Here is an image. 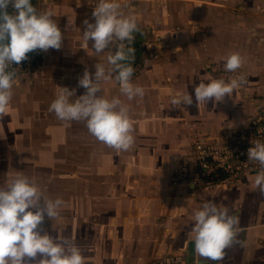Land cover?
<instances>
[{
    "label": "crops",
    "instance_id": "0c3cea01",
    "mask_svg": "<svg viewBox=\"0 0 264 264\" xmlns=\"http://www.w3.org/2000/svg\"><path fill=\"white\" fill-rule=\"evenodd\" d=\"M157 1L149 2L152 11ZM170 1L182 4L183 10L181 27L169 30L165 51L169 57L160 65L172 72L153 81L132 75L131 82L145 90L143 98H134L136 105L130 108L133 147L128 151L110 148L89 133L87 126L80 129L78 121H71L73 128L67 130L64 142H59V146L67 142L78 149L72 152L73 160L82 161L78 159L86 156L87 169L69 175L78 188L75 197L81 199L78 203L72 196L71 215L59 220L56 238L75 243L86 264H153L161 259L181 264H264V192L253 186L256 174L211 184H173L171 180L178 160L189 151L192 134L217 136L239 129L264 105V0ZM98 2L32 1L38 11L54 12L53 19L64 37L60 50L43 51L42 67L54 69L57 79L39 80L34 71L23 76L26 83L19 82L30 89L23 93L24 99L17 100L16 108L22 106L26 111L27 148L40 164L45 157L51 158L52 134L59 124H54L57 117L53 124L49 118V105L58 89L51 93L47 87L69 80L74 89L79 70L94 69L98 64L92 41L86 46L82 42L83 22L94 20L92 10ZM71 21L74 23H68ZM232 52L244 57L235 72L224 67ZM240 75L246 82L231 97L205 105L196 102L194 88L200 81L223 78L228 82ZM38 81L45 89L36 95L31 87ZM100 88L99 95L118 97L125 104L126 97L114 76L101 80ZM170 92L189 93L192 105L171 106ZM99 166L107 173H98ZM64 175L62 182L68 177H61ZM95 186L102 190L95 191ZM205 202L227 208L239 221L237 234L218 261L195 255L191 242L194 213Z\"/></svg>",
    "mask_w": 264,
    "mask_h": 264
},
{
    "label": "clouds",
    "instance_id": "9594fccd",
    "mask_svg": "<svg viewBox=\"0 0 264 264\" xmlns=\"http://www.w3.org/2000/svg\"><path fill=\"white\" fill-rule=\"evenodd\" d=\"M121 8L120 0H99L92 10L94 20L85 19L83 22L82 42L86 46L91 40L96 53L119 42L115 53L107 56L110 67L106 71L103 64H95V71L91 74L85 69L78 85L86 91L79 96H76L75 89L57 85L49 111L61 121L86 122L89 133L98 141L118 151H128L135 142L129 105L118 97L108 99L99 95L101 80L113 79L114 73L120 92L127 100L142 99L145 94L143 87L131 82L135 49L128 45L132 44L133 34L139 30L137 20L134 16H125ZM53 16L51 10L38 11L31 0H0V117L7 114L13 95L15 72L7 70L9 65H20L29 52L62 48L63 33ZM225 60L224 67L229 72H235L244 63L239 52L230 53ZM245 82L243 75L228 82L223 78L211 79L207 83L200 81L194 88L195 100L204 105L210 100L222 102L226 95L231 97ZM169 95L173 107L193 103L189 93L170 92ZM252 145L247 150L248 160L261 166L253 186L264 192V142L257 140ZM64 205L59 197L46 199L35 180L23 175L14 176L6 187H0V264H29L30 260L35 264H86L75 243L54 238L47 232L41 234L45 216L57 217ZM194 221L191 242L195 255L211 261L222 259L224 249L237 234L238 217L230 215L227 208L205 202L195 211ZM38 255L40 259L36 261Z\"/></svg>",
    "mask_w": 264,
    "mask_h": 264
},
{
    "label": "rangeland",
    "instance_id": "374dc122",
    "mask_svg": "<svg viewBox=\"0 0 264 264\" xmlns=\"http://www.w3.org/2000/svg\"><path fill=\"white\" fill-rule=\"evenodd\" d=\"M151 1L152 0H120L122 4V13L125 16H134L137 20L139 29L133 35L136 39L140 40L141 54L135 55V59L132 62V66L135 69L132 75L141 76V79L148 81H153L154 79L152 80V78L156 79L157 77L167 78L169 77L167 72H172L170 69H167L166 66L160 67V65H162V61H165L167 57H169L165 52L168 48L169 30H172L173 27H181L183 12L181 3V5H177L170 0L157 1L158 4L152 11L149 4ZM137 2H140L139 4L141 5H138V7H130V5H134V3ZM246 6L247 5H245V7ZM261 13L264 14V10H262ZM118 43L119 42L112 43L103 52L93 54L96 62L98 64H103L106 71L108 67H110L107 63V56L115 53ZM125 44L127 45L128 42L125 41ZM128 46H132V44ZM43 56V51H40L39 58L38 54H35L33 57L30 56V62L32 64L30 68L23 73H15L10 107L7 114L0 117V187H6L14 176L23 175L31 180H35L46 199L55 200L57 197L61 198L65 202V205L59 210V215L52 219L45 216L44 222L41 226L43 229L41 234L47 232L50 236L55 238L58 232V222L62 217L64 219L71 215L68 211L73 204L72 196L75 197L76 192H78V188L73 185L70 180L72 177L69 175L73 172H86L87 165L85 164L86 156L78 159L82 161L73 160L72 152L76 153L78 152V149L71 147L67 142L62 146H59V142H61L60 140L64 142L66 134H69L67 130L73 128L74 125L72 122L61 120H56V122H54L56 117L54 112L49 116L52 120L51 123L53 124L54 122L55 124L58 122L59 124L56 125L58 128L52 134L54 147H52V150L50 151L51 158L48 159L45 157L43 164H40L37 160L33 159V153L27 148L28 138L27 134L24 132L28 131L25 130L26 124L23 123V115L26 111L22 106L18 108H16V106L18 105L17 100L20 98L24 99L25 97L23 96V93L30 88L25 87V84H19V82H25V79H22L24 78L23 76L34 71L38 72H34V77L39 80L50 77L52 79H57V74H54V69L42 67ZM161 58H163V60H161ZM84 71L79 70L78 79L83 76ZM88 71L93 73L95 68L88 69ZM66 76L71 78L70 75ZM113 76H115V73ZM78 79L76 78L74 89L76 90L77 95H81L86 90L78 85ZM19 85L22 87L18 89ZM40 85H42L40 82L36 83V86L31 87V91L36 93V95L40 94L42 90L45 89H42ZM57 85L68 87L69 89L72 88L69 80H65L62 84L58 83ZM58 86L47 88L53 93L55 88L58 89ZM125 104L129 105L131 108L133 105H136V102L134 100L129 101L125 98ZM78 124L80 129L85 130L86 122L78 121ZM53 159L55 163L53 162ZM98 173L104 174L107 173V170H103L101 169V166H99ZM62 174H68V177H66V180L63 182L60 181L65 177V175L61 177ZM94 188L95 191H98L99 189L102 190V187L98 188L95 186ZM75 199L76 201L78 200L79 203L81 197H75L74 200ZM42 204L43 200H41V205ZM63 229L64 233L68 231L66 225H64ZM39 259L40 257L38 255L36 261ZM29 264H35V261L30 260Z\"/></svg>",
    "mask_w": 264,
    "mask_h": 264
},
{
    "label": "built area",
    "instance_id": "2783aa9c",
    "mask_svg": "<svg viewBox=\"0 0 264 264\" xmlns=\"http://www.w3.org/2000/svg\"><path fill=\"white\" fill-rule=\"evenodd\" d=\"M11 10L9 7V11ZM36 52L40 53V50L29 52L27 59L20 65L13 63L7 70L15 73L25 72L32 65L30 56L33 57ZM257 140L264 142V105L239 129L226 131L217 136L199 132L192 134L189 151L178 160L171 178L172 183L236 182L248 175L257 174L261 171V166L258 162L249 161L247 156V150L253 146L252 142ZM153 264L181 263L161 259Z\"/></svg>",
    "mask_w": 264,
    "mask_h": 264
},
{
    "label": "trees",
    "instance_id": "16d2710c",
    "mask_svg": "<svg viewBox=\"0 0 264 264\" xmlns=\"http://www.w3.org/2000/svg\"><path fill=\"white\" fill-rule=\"evenodd\" d=\"M132 46L135 49V55H140L141 54L140 40L135 38L134 41L132 42ZM36 54H38V58H39V52H36Z\"/></svg>",
    "mask_w": 264,
    "mask_h": 264
}]
</instances>
